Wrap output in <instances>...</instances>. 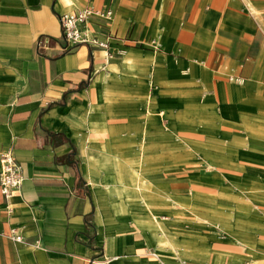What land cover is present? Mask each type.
Here are the masks:
<instances>
[{"label":"crops","instance_id":"obj_1","mask_svg":"<svg viewBox=\"0 0 264 264\" xmlns=\"http://www.w3.org/2000/svg\"><path fill=\"white\" fill-rule=\"evenodd\" d=\"M85 6L111 8L92 23L107 48L37 45L40 34L60 37L59 13ZM189 68L200 81L193 96L207 87L222 109L246 101L264 83V0H0V159L10 150L23 175L18 192L0 191V264L174 263L158 222L102 196L84 145L105 136L87 121L139 129L150 85L179 93L158 83Z\"/></svg>","mask_w":264,"mask_h":264},{"label":"rangeland","instance_id":"obj_2","mask_svg":"<svg viewBox=\"0 0 264 264\" xmlns=\"http://www.w3.org/2000/svg\"><path fill=\"white\" fill-rule=\"evenodd\" d=\"M177 72L184 77L165 72L158 84L179 93L158 85L144 93L139 129L103 131L87 121L105 132L84 145L96 183L115 210L159 223L168 264H264V83L222 109L207 87L188 91L200 83L192 68Z\"/></svg>","mask_w":264,"mask_h":264},{"label":"built area","instance_id":"obj_3","mask_svg":"<svg viewBox=\"0 0 264 264\" xmlns=\"http://www.w3.org/2000/svg\"><path fill=\"white\" fill-rule=\"evenodd\" d=\"M112 15L109 7L97 8L85 6L76 10L66 11L58 14L60 24V37L62 38V48H69L73 44L86 43L90 46L107 48L108 40L100 38L92 27L95 20L107 21ZM50 42L48 34H42L37 38V45L44 46ZM22 168L20 163L10 150L2 153L0 159V191L4 196L10 197L19 191L22 182ZM9 235L16 241H23L22 234L17 227H9ZM155 255V253H153ZM109 258H102L97 264H107Z\"/></svg>","mask_w":264,"mask_h":264},{"label":"trees","instance_id":"obj_4","mask_svg":"<svg viewBox=\"0 0 264 264\" xmlns=\"http://www.w3.org/2000/svg\"><path fill=\"white\" fill-rule=\"evenodd\" d=\"M41 35H42V34L38 35V37L40 38ZM49 40H50L51 43H53V42H59V43H62V44H63V41H62V38H61V37H55V36L49 35ZM37 47H38V46H37ZM38 50L40 51L39 47H38ZM85 83H86V80H82V81L79 83V86H82V85H84ZM58 103H64V100L62 99V100L59 101ZM55 134H57V133H55ZM65 138H66V137H65ZM67 139H68V138H67ZM69 142H70V145H71V150H70L69 154L71 155V154L76 153L77 149H76V146H75V144H74L73 142H71L70 140H69ZM79 180L82 181V178H80ZM86 222H88L87 217H86Z\"/></svg>","mask_w":264,"mask_h":264}]
</instances>
